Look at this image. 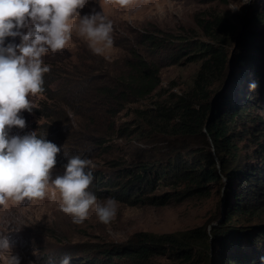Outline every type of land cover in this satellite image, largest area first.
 <instances>
[{
    "label": "trees",
    "instance_id": "trees-1",
    "mask_svg": "<svg viewBox=\"0 0 264 264\" xmlns=\"http://www.w3.org/2000/svg\"><path fill=\"white\" fill-rule=\"evenodd\" d=\"M248 18L249 26H259L264 22L259 13ZM199 23L205 29L213 24L222 27L220 17L215 16ZM254 29L244 35L238 49L231 55L222 47L223 36L216 38L219 40L216 44L197 41L194 47L199 51L196 53H184L183 47L179 46L177 52L169 55V63L178 62L181 56L186 61H198L187 86L177 93L171 92L170 98L151 99L149 106L131 107L134 117L147 127L140 130V135L150 139L189 137L183 156L172 146L165 151L156 150L157 155L152 159L131 158L127 164L116 167L115 172L119 176L116 181L112 182L109 176H100L102 179L96 182H109L111 188H105L107 194L117 200L164 202L171 196L204 194L208 192L206 184L209 181H218L223 184L222 197L226 201L219 213L213 216L218 218V222L212 224L207 219L184 229L136 231L124 242L110 243L80 259L72 258L70 264H264V224L257 223L254 227L258 231L248 236L250 250L240 253L235 246L238 234H241L239 229L243 227L242 221L253 222L258 212L264 210V133H261L264 131V118L259 113L253 116L243 113L247 101L249 106L256 105L264 112V62L259 57L264 53V37ZM135 38L127 56L120 58L117 73L103 77L100 83L98 80L104 72L98 75V82L94 81L89 68L82 64L81 69H70L71 75L63 78L64 81L71 80L68 85L73 89L59 84L56 89L63 91L53 96L50 91L55 90L51 87L55 84H51V74H43L41 94L48 101L44 97L41 105L33 107V111L44 117L45 122L36 125L34 134L56 144L64 158L68 157L64 152L69 156L78 155L83 151L81 146L84 143H91L93 148H107L105 139L121 135L111 126L112 123L96 125L87 113L85 124L88 129L84 133L75 132L72 124L76 123L72 116L80 113L79 105L99 100L98 103L102 102L107 111L112 112L114 107V110H119L129 102L147 98L157 87L161 64L156 60L157 54L160 48L166 47L169 38L146 30H140ZM228 64L235 67V73L228 75L226 87L213 97L228 73ZM63 72L68 73L66 68ZM253 81L258 87L249 89ZM87 87L91 89L88 95L83 92ZM71 90V96L64 98V93ZM87 109L90 110L89 107ZM238 124L241 127L237 128ZM66 128L67 133L62 138ZM247 134L260 136L252 139L257 146L254 153L260 160L259 165L253 163L250 156L240 153L243 145H238V140L246 138ZM172 150L175 153H171ZM60 152L56 155V162L60 159ZM222 178L223 183L220 181ZM159 184H174L179 188L153 193ZM99 189L94 186L95 193H99ZM160 257L165 259L160 260Z\"/></svg>",
    "mask_w": 264,
    "mask_h": 264
},
{
    "label": "rangeland",
    "instance_id": "rangeland-1",
    "mask_svg": "<svg viewBox=\"0 0 264 264\" xmlns=\"http://www.w3.org/2000/svg\"><path fill=\"white\" fill-rule=\"evenodd\" d=\"M77 11L80 16L95 12L105 15L112 23L113 43L103 55H96L88 47L87 42L79 37L74 30L64 49L56 52L49 51L43 55L41 57L43 65L50 68L51 84H55L51 86L55 90L50 91L53 96L63 91L60 88L56 89L59 84L71 88L68 85V81L71 80L64 81L63 78L65 75H71L70 69H81L82 64L87 67L86 69L89 68L94 81H97L98 75L104 72L99 78V82L97 81L98 83L110 73H117L116 70L121 65L120 58L127 56L128 50L134 46L135 37L140 33V30L155 31L156 35H166L169 38L166 47L158 50L156 60L161 63L158 69L159 83L147 98L129 102L119 110H114L116 108L114 107L112 112H108L107 107L102 102L98 103L99 100L96 99L97 101L94 100V103L85 102L79 105L77 109L79 108L80 113H74L72 116L73 122L76 123L72 124L75 132L84 133L88 129L85 124V114L87 113L91 115L96 125L112 123L111 126L118 130L117 133H121L120 136L111 135L105 139L107 148H93L91 143L87 145L84 143L81 146L83 151L75 155L90 161L88 170L93 173L94 179L88 191L96 195L97 202L106 203L108 199L115 198L109 196L105 189L111 188L109 182L96 183L102 179L99 178L100 176H109L114 182L119 179L115 172L116 167L127 164L131 158H139L144 161L152 159L157 155L156 150L165 151L171 146L181 151L182 156L183 152L185 154L189 137L168 136L165 140L163 138L150 139L149 136L140 135V130L147 127L142 124L141 120L134 117L131 110V107L134 108V106H149L151 99L170 98L171 92L177 93L187 86L198 61H186L185 57L181 56L178 62L169 63V55L177 52L179 46L183 47L184 53H196L199 51L194 47L197 41L216 44L219 41L216 38L222 36L224 37L222 47L231 55L238 49L241 40L245 38L244 35H247L251 29L258 28L254 30L262 33V37H264V22L259 26L256 24L249 26L248 24V16L251 14L259 13L264 20V0H247V2L246 0H139L135 6L127 8L119 7L114 2L109 3L108 0H87L85 6ZM213 16L220 17L222 27L213 24L211 28L205 29L199 23L202 20H211ZM77 20L78 18L73 17L69 23L75 25ZM25 30L24 28L19 29L21 33ZM181 39L184 41L177 42ZM9 43L19 44L20 37H6L4 45L7 46ZM259 57L264 62V53ZM64 68L68 73L64 74ZM227 72L230 75L235 73V67L228 64ZM233 85L234 83L230 87ZM70 92L73 91L65 92L63 97L69 98L72 94ZM83 92L88 95L91 89L87 87ZM249 94L254 96L252 92ZM44 97L43 94L38 93L35 96L29 95L27 98L33 107H37L41 105ZM100 99L102 101V97ZM46 100L48 101V98ZM244 104L246 107L243 109V113L247 112V116L259 113L264 118L262 108H258L256 105L249 106V101ZM61 106H65V104ZM57 111L59 114L61 113L60 108ZM19 115L25 120V127L13 126L7 129L9 137L31 134L38 123L45 122V118L38 116L33 108L31 112L22 110ZM245 121H248V118ZM95 127H98V130L101 129L100 126ZM239 127L241 124H238L237 128ZM63 132L62 138L66 135L67 128ZM253 133H256V130ZM256 138L259 139L260 136L247 134L246 138L238 140V145H243L240 150L241 155L250 156V160L259 165L260 160L254 153V148L257 146L252 142V139ZM61 143L64 144L63 140ZM189 144L194 148L192 143ZM208 146H210V142H208ZM65 150L63 149V151ZM171 153H175V150H172ZM68 158H64L60 152V159L51 169V179H55L57 175H63L66 165H62L68 162ZM96 175H98L97 179ZM220 181L223 183L224 178ZM206 185H208V192L204 194H192L177 198L171 196L164 202H129L115 199L117 212L109 223H101L98 220L94 207L89 210L88 217L83 223L75 224L70 215L61 212L58 204L47 197L43 200H25L20 204L8 201L7 208L0 206V238L7 239L10 253L18 257L19 264H48L49 258L59 264L64 255L80 259L86 253L98 251L99 248L110 243L124 242L136 231L163 232L184 229L200 224L207 219L212 224H216L218 218L213 216L215 213H219L226 202L224 196L222 197L223 184L218 181H209ZM94 186H97V189L104 188L99 189V193H95ZM178 188L174 184H159L153 193L172 191ZM259 222L260 225L264 224V210L258 212V216L253 222L242 221L243 227L239 229L241 234H238L240 236L235 241V246L238 247L240 253L250 250L248 236L250 234L252 236L258 231V228L254 226ZM231 250L238 252L233 247ZM10 253L5 252L4 255L7 256ZM159 259L165 258L160 257ZM0 264L3 262L0 261Z\"/></svg>",
    "mask_w": 264,
    "mask_h": 264
},
{
    "label": "clouds",
    "instance_id": "clouds-1",
    "mask_svg": "<svg viewBox=\"0 0 264 264\" xmlns=\"http://www.w3.org/2000/svg\"><path fill=\"white\" fill-rule=\"evenodd\" d=\"M108 2L127 8L139 0ZM86 3L87 0H0V206L7 208L8 201L20 204L47 197L75 224L83 223L93 207L101 223H109L117 212L115 199L99 203L96 195L88 191L94 179L88 170L90 161L64 152L69 157L65 171L51 179V169L61 149L34 132L9 137L7 129L25 127L19 113L31 112L33 105L27 97L43 91V74L50 71L41 57L64 49L74 30L96 55H103L112 46L111 21L100 12L80 16L77 9ZM73 17L78 18L75 25L69 23ZM21 28L26 30L21 33ZM16 36L20 37L19 44L4 45L6 37ZM256 87L255 81L250 82L249 89ZM5 252L10 253L8 241L0 238V261L19 264L17 256H5ZM71 259L64 255L59 264H70ZM48 264L57 262L49 258Z\"/></svg>",
    "mask_w": 264,
    "mask_h": 264
},
{
    "label": "water",
    "instance_id": "water-1",
    "mask_svg": "<svg viewBox=\"0 0 264 264\" xmlns=\"http://www.w3.org/2000/svg\"><path fill=\"white\" fill-rule=\"evenodd\" d=\"M228 75H229V72L226 73V76L224 78V81H223L221 87L213 94V97L217 96L226 87Z\"/></svg>",
    "mask_w": 264,
    "mask_h": 264
}]
</instances>
